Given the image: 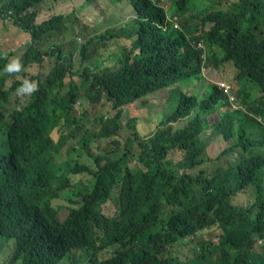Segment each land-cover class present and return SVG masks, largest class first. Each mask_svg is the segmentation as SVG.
Masks as SVG:
<instances>
[{
    "label": "trees",
    "instance_id": "obj_1",
    "mask_svg": "<svg viewBox=\"0 0 264 264\" xmlns=\"http://www.w3.org/2000/svg\"><path fill=\"white\" fill-rule=\"evenodd\" d=\"M41 1L0 0V18H10L31 34L32 43L40 42L50 37L59 20L35 24L36 14L30 10ZM129 2L134 18L124 35L135 38L130 54L120 67L88 69L82 78L85 99L97 103L105 97L115 113L83 125V135L66 151V160L77 152L69 162L61 160L60 152L82 128L73 107L79 95L63 84L72 69L71 56L58 57L45 81L39 82V91L18 108L15 91L20 82L3 72L6 64L0 54V242L13 245L9 264H264V257L254 252L257 241L264 243V128L256 119L239 117L241 109L264 121L260 1L242 0L224 9L221 0H211L213 12L190 15L180 31L159 27L167 13L150 0ZM173 12L184 14L175 5ZM191 20L202 26L209 22L210 27L202 36L194 35ZM198 41L213 48L215 69L227 64L236 70L238 88L229 95L233 103L212 84L208 95H189L194 92L193 76L202 90L199 53L191 49ZM31 48L24 51V60L40 63L43 54L33 56ZM134 50L139 53L130 57ZM6 79H12L8 88ZM182 81L187 83L178 88ZM162 90L178 94L167 117L170 124L139 143L131 165L127 132L133 128L137 138V121L129 118L123 126V109ZM218 102L224 103L223 111L212 118L221 108ZM73 125L76 128L58 140L52 137L55 130ZM119 134L120 141L107 156L102 144ZM218 138L227 147L216 158L230 159L211 175L192 173L211 162L205 159L206 148L209 140ZM174 152L180 153L176 160ZM81 156L91 159L94 167L81 164ZM79 174L88 179L74 183L79 188L69 194L72 176ZM248 189L251 202L232 204ZM211 228L221 230L217 244L198 242L184 261L171 254L176 244Z\"/></svg>",
    "mask_w": 264,
    "mask_h": 264
},
{
    "label": "rangeland",
    "instance_id": "obj_2",
    "mask_svg": "<svg viewBox=\"0 0 264 264\" xmlns=\"http://www.w3.org/2000/svg\"><path fill=\"white\" fill-rule=\"evenodd\" d=\"M155 3L160 4L167 13L168 17L175 16L173 14V6L175 0H153ZM233 0H221V7L226 9ZM211 5V0H191L190 9L184 13L180 14L177 17V22L179 27L182 29V25H184L185 20L190 15H196L199 11L203 10L207 6ZM36 11L38 12L36 23H41L53 16L62 15L64 18L60 34H54L53 37L47 41V43L43 46V49H47L48 47H52L53 45L61 46L63 51H67L70 49L73 56V65L74 71L81 72L86 66L98 63L99 61L105 66H110L112 68L118 67L117 58L120 56L122 49H129L130 41L122 38L111 39L109 41H95L87 47L86 53L89 55L88 59L83 61V58L80 54L81 47L87 43L88 40L100 36L104 34L106 31L119 30L120 28H125L127 26L128 21L132 18L131 7L127 4H120L118 6H113L108 3L106 0H43V2L36 7ZM195 23L196 30L193 32L194 35L202 36L205 31H207L210 27L209 22H205L203 26L200 24L199 20H191L188 24ZM30 36L26 33L20 31L17 27L13 26L8 20H0V53L3 55H22V51L29 44ZM198 44L207 48L209 51H213L212 47H209L207 44ZM193 43L191 49L196 48V44ZM106 45L107 47H104ZM96 48V51L93 49ZM218 57V53L216 52ZM215 60L210 62L207 66H205L204 71H200V80L202 83V90L199 89L198 85L195 86V79L197 77L193 76L191 79L192 86L194 87L193 91L189 92V95L193 96H201L204 93L207 95L210 93L207 92V88L210 84L215 85L217 88L223 90L224 94H229V91H234L238 88V83L235 80L236 70L232 69L229 65L221 69H215L213 67ZM54 65V57H46L44 62L41 65L30 64L25 66L23 73L24 77L21 78H29L39 76L41 80L50 72L51 68ZM125 74V73H124ZM65 82H72L74 85L78 86L80 83V78L78 76H67ZM187 82L182 81L177 84L178 88L183 87ZM223 84L225 88H223ZM4 86L6 88L11 86L10 80H5ZM176 87V86H174ZM256 90V97L259 98L260 94L257 91L255 86H252ZM181 89V88H180ZM188 88L182 89V92L185 94ZM104 96V94H103ZM178 97L177 92L172 90L171 93L168 90H162L153 96H149L143 100H138L131 102L125 106L122 112V125L126 123L127 119L135 118L137 121L136 130H137V138H134L133 133L135 130L130 128L127 134L132 139L131 145L129 147L130 153L128 154L127 161L130 162L131 165L134 164V158L139 149V143L145 142L152 138L158 131L166 128L170 123L167 122V117L170 113L173 112L176 106V99ZM17 104L16 106L19 108L22 104H24L29 96L18 97L16 96ZM10 102L12 103V98H10ZM233 103V97L229 96V104ZM234 105V104H233ZM220 110L211 115V117H215L218 113L223 111L222 104L220 103ZM75 116L77 118L81 117V122L79 125L82 127L78 131V135L76 139H70L67 141L64 148L61 150V160L69 162L72 159L76 158L77 152L72 153V157L70 160H66V151L72 144H77L78 139L83 135V125L88 121L92 120L95 124L98 122V117L100 115L104 116H112L115 113L111 108V103L107 102L105 97H103L96 104L89 103L85 100H81L74 107ZM234 109L238 110V107L234 105ZM234 109L230 108V111ZM239 117L244 119H256L257 122L264 128V121L259 117H254L249 114H245L244 111L240 109ZM213 120V119H212ZM76 128L75 125L71 126L69 129H65L63 131L55 130L52 133V137L55 140H58L62 134H68ZM259 128L256 129H248V132L258 131ZM209 134V131H206L204 134V138H206ZM207 139V138H206ZM120 141V134L116 138H109L103 144L102 147L105 151V154L108 156L109 152L113 150L118 142ZM227 147V143L222 139H211L208 142L206 148L207 158L206 160H211L210 163L203 165L195 170L192 173L196 174L200 171L204 172L206 175H211L213 169L215 167H222L227 158L217 159L218 154ZM173 159L176 160L180 157V153L174 152ZM79 162L81 164L88 165L90 167H94V163L91 159L86 158L85 156H81L79 158ZM88 176L84 174H79L76 176H72L73 185L68 189L69 194L72 192H76L79 186H74V183H86ZM66 198V196H65ZM75 201L78 198H74ZM251 190H245L242 193L237 194L232 199V204L245 206L249 202H251ZM66 202L72 204V206H76L75 203H71L67 200ZM221 234V230L219 228H211L198 233L193 240H185L182 244H176L172 247L171 254L176 256L180 261H184L189 258L196 248L198 242H211L212 244L218 243V238ZM221 241L224 240V237L220 238ZM187 243V245H186ZM13 245L10 243L0 242V264H9V260L13 255ZM254 252L258 255H262L264 257V243L262 241H257L254 246Z\"/></svg>",
    "mask_w": 264,
    "mask_h": 264
},
{
    "label": "clouds",
    "instance_id": "obj_3",
    "mask_svg": "<svg viewBox=\"0 0 264 264\" xmlns=\"http://www.w3.org/2000/svg\"><path fill=\"white\" fill-rule=\"evenodd\" d=\"M106 1L108 3H110V4H112L113 6H118L120 4L127 3L131 7L132 18L128 21L127 26L125 28H120L117 31H115V30L106 31L104 34H102L100 36H96V37L88 40L87 43L84 44L81 47L80 54H81V56L83 58V61L88 59L89 55L86 53L87 47L90 44L94 43L95 41H98V42L99 41H109L111 39H118V38L129 40L130 41L129 49L123 48L120 56L117 58L118 67H120L121 66V61L124 59V56L126 54H130V52L132 50V42L135 40V38H127L124 35V33L129 30L130 21L134 18V10H133V7L131 6L129 0H122L121 2L116 3V4L110 2L109 0H106ZM150 1L152 2L153 5L160 7L161 9H163V11L165 10L160 4L155 3L153 0H150ZM240 1H242V0H233V2L230 3V5L233 6V5L237 4V3H239ZM259 1H260L261 6H262V9L264 10V0H259ZM42 2H43V0L39 4L35 5L30 11H35L36 7L39 6ZM174 5L177 6L178 8H180L182 10V12L186 13L191 7V0H175ZM203 10H205L207 13L213 12V9L211 8L210 5L207 6L206 8H204ZM203 10L199 11L198 14L193 15V16L198 17V16L202 15V11ZM164 15H165L164 24L162 26L160 25L159 26L160 28H162L164 31H180L181 30V28L178 25V22H177L178 19H177L176 16L168 17L165 14V12H164ZM54 18H59L57 28H55L51 32L50 37H46L45 36L40 42L36 41L35 43H32L31 34L28 33V32L23 31L18 26L14 25L10 18H5V19H1L0 18V20H3V21L4 20H8L13 26L17 27L20 31H22L23 33H26V34H28L30 36V42H29V44H27V46L22 51V55L21 56H19V55L11 56V55H7V54L3 55L2 53H0V54L3 55L4 63L6 64L4 69H3V72L5 74H8V75H16V81L20 82V86L15 91V95L16 96H18V97L29 96V98H30L32 94H34V93L39 91V82L43 83L45 81L47 76L51 73V71L55 67L57 58L60 57L61 59H67L68 55H70L71 56L72 69L70 71L66 72L65 77L63 79V84L66 85V86H71L74 89H76V92L79 95V100L73 105V107H75V105L77 103H79L82 99L87 101V102H89V103L96 104V103L90 102V101L85 99V88L82 86L83 74L88 69L94 70V69H97V68H110V66H105L104 64H102L99 61L98 63L86 66L81 72L74 71V65H73V56H74V54H73V52L70 49H68L67 51H63L61 46H59V45H53L52 47H48L47 49H43V46L47 43L48 40H50L53 37L54 34H57V35L60 34L61 25H62V22H63L65 17H63L62 15H57V16H53V17L47 19L46 21H49V20L54 19ZM46 21H42L41 23H36V17H35V24L36 25H40V24H42L43 22H46ZM198 44H202V42H198L196 44L197 45L196 48H194L193 50H195V51H197L199 53L200 69H201V71H204L205 70L204 69L205 66H207L206 63L208 61L211 62V52L209 50H207L206 48H204L203 46L198 45ZM29 46H32L31 54L33 56H36L39 53L43 54L42 55V61L40 63L33 62V61H27L26 62L24 60V51ZM192 46H193V44H192ZM104 47H107V46L104 45ZM96 50H97L96 48L93 49V51H96ZM45 52H47L48 54L45 55ZM138 53H139L138 50H134L133 53L130 55V57H132L133 55L138 54ZM50 56L54 57V65L51 68L50 72L44 77L43 80H41V78L39 76H35L32 79L30 77L29 78H21V80L18 79L19 76L20 77H24L25 76V74L23 73L25 66L30 65V64L31 65L32 64L41 65L44 62V59L46 57H50ZM67 76H70V77L78 76L80 78L79 85L76 86L72 82L66 83L65 79H66ZM8 80H10L11 84H12V79H8ZM223 88H225L224 84H223ZM218 89L222 91L223 95H225L227 97L230 95L231 90L229 91V94H224L222 89H220V88H218ZM157 93L158 92L154 93V95L157 94ZM16 102H18L17 99H16ZM24 104H22V105H24ZM221 104L223 106L224 103H221ZM216 107H221L219 102L216 104Z\"/></svg>",
    "mask_w": 264,
    "mask_h": 264
},
{
    "label": "water",
    "instance_id": "obj_4",
    "mask_svg": "<svg viewBox=\"0 0 264 264\" xmlns=\"http://www.w3.org/2000/svg\"><path fill=\"white\" fill-rule=\"evenodd\" d=\"M34 12H35V14H36V18H37L38 12H37L36 10H35ZM45 21H46V20H45ZM48 41H49V40H48Z\"/></svg>",
    "mask_w": 264,
    "mask_h": 264
}]
</instances>
